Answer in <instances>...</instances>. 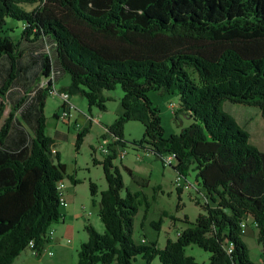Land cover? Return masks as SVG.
<instances>
[{
  "label": "trees",
  "instance_id": "16d2710c",
  "mask_svg": "<svg viewBox=\"0 0 264 264\" xmlns=\"http://www.w3.org/2000/svg\"><path fill=\"white\" fill-rule=\"evenodd\" d=\"M8 17L23 22L19 40L3 34ZM26 43L33 48L22 47ZM25 53L34 57L29 69ZM65 74L69 84L59 89ZM32 76L33 84L17 87ZM118 86L122 112L106 125L109 151L99 163L107 180L99 196L105 230L85 226L89 239L75 264H134L139 255L147 264L155 258L161 264H252L244 239L248 220L259 229L264 262V151L223 110L231 101L259 108L264 118V0H0V120L10 105L0 129V264H14L31 241L36 255L43 254L53 240L50 228L64 219L58 182L69 177L77 183L48 133V96L81 95L90 112H104L112 100L106 91ZM153 90L176 93L175 122L182 116L193 122L165 137L148 95ZM129 121L144 125L139 140L125 138ZM88 131H78L76 151ZM128 143L178 176L195 172L204 194V212L164 247L134 238L143 192L126 186L116 163L129 152ZM169 156L173 161L166 165ZM89 186L94 201L99 187L92 181ZM162 222L163 216L152 224L159 230ZM191 245L210 252L209 263L188 255Z\"/></svg>",
  "mask_w": 264,
  "mask_h": 264
},
{
  "label": "rangeland",
  "instance_id": "374dc122",
  "mask_svg": "<svg viewBox=\"0 0 264 264\" xmlns=\"http://www.w3.org/2000/svg\"><path fill=\"white\" fill-rule=\"evenodd\" d=\"M24 6L28 10L33 8V5L25 4ZM22 23L8 17L3 34L10 35L13 40H19L22 35ZM36 67L34 65L32 70H35ZM69 81V74H65L61 78L58 88H63ZM16 85L21 88V84L16 83ZM35 86L36 83H34L33 88ZM32 89H30L31 92ZM106 93L112 96V100L108 101L104 112H101L97 107H92L90 112L89 103L85 97L81 95L72 96L71 99L76 106V111L73 119L69 121L55 117V113L59 111L62 104L60 96L54 92L48 96L44 108L47 130L48 133L57 137L60 159L67 164L69 176L77 181L75 188L69 177L64 179L68 192L76 195L66 205H61V213L65 217V222L52 225V229L56 230V236L59 240L49 242L40 257L36 255L34 250L27 248L24 254L16 258L14 264H75L78 259L79 248L89 239L85 226L92 222L99 232H104V224L99 217V196L107 188V180L103 165L99 163L105 156L101 155V148H108L110 138L108 136L103 138L106 131L96 119L100 117L103 123L108 124L121 114L123 90L118 86L114 90L106 91ZM148 95L153 101V105L157 106L160 111L165 137H170L173 133H180L183 127L193 122L187 116H182L180 121L175 122L170 103L179 105V96L176 93L162 95L160 91L153 90ZM9 110L10 105H7L5 117ZM223 110L235 117L238 123L250 133V143L264 151V118L260 109L251 105L226 101ZM100 114L102 117L98 116ZM84 127L88 128L89 131L84 136L81 149L76 151V135ZM124 131L125 138L133 141L143 137L145 128L139 121H129L125 124ZM126 148L129 152L125 156L132 164H135L133 173L138 181H135L129 172L123 168L121 159H117L116 163L123 173L126 186L132 192L139 190L144 195L141 197L142 203L135 219L134 238L138 242H143V238L148 241L157 240L158 246L164 247L169 238L175 240L178 231L190 226L196 220L197 215L204 212L202 205L205 204L206 200L203 192L199 191L198 184H195L197 183L196 173L191 171L187 178L181 179L173 167L165 166L153 154L141 148L136 150L130 143ZM90 181L95 182L99 187L96 202L91 197ZM178 188L182 189L181 193L178 192ZM123 193L125 194V191ZM164 213L169 215L165 216ZM171 215L176 220H173ZM162 216V226L158 230L152 222L159 220ZM185 217H188L190 223L185 221ZM247 223L244 239L250 252L252 264H264L261 244L258 242L259 229L252 220H248ZM187 254L194 256L197 261L202 263H209L211 256L210 252L196 245L187 247ZM134 264L147 263L139 255ZM150 264L161 263L155 258Z\"/></svg>",
  "mask_w": 264,
  "mask_h": 264
},
{
  "label": "built area",
  "instance_id": "2783aa9c",
  "mask_svg": "<svg viewBox=\"0 0 264 264\" xmlns=\"http://www.w3.org/2000/svg\"><path fill=\"white\" fill-rule=\"evenodd\" d=\"M53 92L56 93V91H52V94H53ZM59 96H60L61 102H62V104L60 105L59 111H58L59 119H63V120H67V121L72 120L74 112L76 111V106L72 102L71 94L68 92H62L61 94H59ZM171 107L173 109L177 106L175 103H172ZM53 151H55V149ZM108 151H109L108 148L102 147L100 153L102 155H105V154H107ZM125 155H126V152L124 151V152H122L121 157H125ZM172 159H173V156H169L166 160V165H170L173 161ZM179 178L182 179L183 177L179 176ZM65 187L66 186H65L64 180H60L58 182V190L60 192L59 197H60V202L62 205H66L68 203V200L66 198L67 194L65 192ZM243 226L245 228L247 227L246 224H243ZM49 234L51 237H54V234H55L54 229L50 228ZM177 234H179V233H177ZM33 245H34V243H33V241H31L30 242V248L33 247ZM51 253H52V251H51Z\"/></svg>",
  "mask_w": 264,
  "mask_h": 264
},
{
  "label": "crops",
  "instance_id": "0c3cea01",
  "mask_svg": "<svg viewBox=\"0 0 264 264\" xmlns=\"http://www.w3.org/2000/svg\"><path fill=\"white\" fill-rule=\"evenodd\" d=\"M30 44V43H29ZM29 44H25L24 46H22V47H26L27 49H32L33 48V46L32 45H29ZM34 59V57H32L31 55H30V53H25L24 54V59H23V64H24V66H25V69H29V65H31L32 64V60ZM6 64V63H5ZM34 71H36V70H34ZM40 72V71H39ZM31 73H33V70H32V67H31V69H30V71H29V74H28V78H29V76L31 75ZM35 78L32 76V78L30 77V79H25V80H23V79H20V84H21V86H23V85H27L26 84V82L27 83H30L31 81H33ZM31 80V81H30ZM31 84H33L32 82H31ZM69 84V83H68ZM67 84V85H68ZM66 85V86H67ZM34 86V85H33ZM32 86V87H33ZM26 88H29L28 86H25ZM30 89H31V87H30ZM10 111V110H9ZM101 111V110H100ZM122 112V111H121ZM9 114V113H8ZM8 116V115H7ZM7 116L5 117V114H4V117L0 120V126H2V124H3V122H4V119L5 118H7ZM98 116H101V114L100 115H98ZM102 117V116H101ZM104 119V118H103ZM97 120V122L98 123H100V125L102 126V127H104V129H105V131L107 132V130H106V125H108V124H111L112 122H110V123H103L102 121V118H98V119H96ZM116 120V119H115ZM23 124L25 125V128H27L31 133H33V131H32V127H29L25 122H23ZM0 129H1V127H0ZM21 129V128H20ZM106 132H105V134H106ZM50 134V133H49ZM105 134H103V135H105ZM12 135V134H11ZM50 136H52V137H54L55 138V140H56V149L59 151V145H58V139H57V137H55V136H53L52 134H50ZM11 139H14V134L11 136ZM102 155V154H101ZM125 160V162H123ZM122 165L123 166H125V167H128L132 172L134 171V168H135V164H132L131 163V161H129L128 160V157H124V159L122 160ZM124 168V167H123ZM134 174V173H133ZM72 184H73V186L76 188V186H77V183H74V182H72ZM66 186V185H65ZM136 191H139V190H136ZM65 192H66V198H67V200L68 201H71V200H73L74 198H75V195H72V194H70L69 192H68V190H67V187H65ZM98 195V194H97ZM96 195V196H97ZM94 197V202H96V198L97 197ZM92 197V196H91ZM91 213V212H90ZM65 222V217H64V219H63V221H61V223H64ZM92 223V222H91ZM104 224V223H103ZM104 226H105V224H104ZM103 226V227H104ZM255 226H256V224H255ZM257 227V226H256ZM97 228V227H96ZM105 228V227H104ZM54 231H55V237H53V240H51V241H53V242H55V241H57V240H59L58 238H57V236H56V230L54 229ZM144 240H146L145 238H143ZM70 240V239H69ZM50 241V242H51ZM26 252V250L23 252V253H21V254H24ZM20 254V255H21ZM19 255V256H20ZM19 256H18V258H19ZM17 260V259H16Z\"/></svg>",
  "mask_w": 264,
  "mask_h": 264
}]
</instances>
